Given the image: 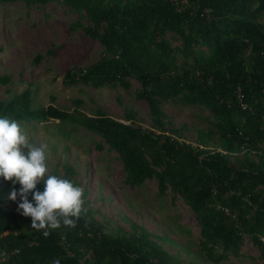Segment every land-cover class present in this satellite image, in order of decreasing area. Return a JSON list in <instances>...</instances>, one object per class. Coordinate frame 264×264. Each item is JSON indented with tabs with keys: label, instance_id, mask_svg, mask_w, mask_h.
Instances as JSON below:
<instances>
[{
	"label": "trees",
	"instance_id": "16d2710c",
	"mask_svg": "<svg viewBox=\"0 0 264 264\" xmlns=\"http://www.w3.org/2000/svg\"><path fill=\"white\" fill-rule=\"evenodd\" d=\"M16 1L25 6L54 2L75 12L70 28L96 41L99 56L84 67L66 69L61 84L127 89L134 79L139 84L135 96L145 101L152 127L116 120L99 109L86 115L52 104L33 108L28 89L0 100V117L20 125L66 121L92 132L99 138L97 149L106 146L117 154L124 184L139 186L153 179L156 195L169 191L172 199L184 202L196 220L206 260L238 257L248 240L264 264V172L249 159L236 167L226 155L245 143L264 141V0L0 3ZM7 81L0 76V82ZM172 100L208 112L220 150L199 157L170 135L160 105ZM60 168L61 173L48 175L77 185L75 170L66 162ZM12 187L5 181L0 188V264H53L57 258L60 264H176L143 230L114 236L103 232L85 205L76 227L62 225L44 237L43 230L31 227L30 217L4 206ZM36 190L44 191L43 181ZM28 199L35 204L31 193ZM24 227L29 231H20Z\"/></svg>",
	"mask_w": 264,
	"mask_h": 264
},
{
	"label": "rangeland",
	"instance_id": "374dc122",
	"mask_svg": "<svg viewBox=\"0 0 264 264\" xmlns=\"http://www.w3.org/2000/svg\"><path fill=\"white\" fill-rule=\"evenodd\" d=\"M75 19V12L54 2L44 6H25L21 1L0 3V76L8 78L0 82V100L28 89L33 108L52 104L86 115H94L99 109L116 120L150 129L146 103L135 96L139 84L134 79L129 80L127 89L61 84L66 69L84 67L99 56L96 41L70 28ZM171 43L177 44L178 40ZM160 109L165 129L179 143L189 144L199 157L220 150V136L209 127L211 117L206 110L178 100L165 101ZM127 114L132 118L128 119ZM21 126L34 144L47 145V174L61 173L60 166L65 162L75 170L84 205L102 225L103 232L114 236L143 230L176 264H262L255 258L257 249L248 240L238 257L217 263L206 260L199 249L196 220L184 202L179 197L172 199L169 191L156 195L153 179L139 186L124 184L117 154L106 146L97 149L99 138L92 132L59 120ZM226 155L236 167L249 159L264 172V141L245 143ZM4 185L0 177V188ZM9 195L5 196L4 206L17 209L19 201L10 200ZM20 231L29 230L24 227ZM85 258L86 255L82 259Z\"/></svg>",
	"mask_w": 264,
	"mask_h": 264
},
{
	"label": "clouds",
	"instance_id": "9594fccd",
	"mask_svg": "<svg viewBox=\"0 0 264 264\" xmlns=\"http://www.w3.org/2000/svg\"><path fill=\"white\" fill-rule=\"evenodd\" d=\"M46 150L47 145L34 144L16 120L0 117V177L13 186L9 199L16 201L19 197L17 211L30 217L31 227L43 230L44 237L62 225L76 227L82 213L87 212L80 186L47 174ZM41 181L43 192L36 190ZM17 183L21 185L19 190L15 188ZM30 193L35 204L28 199ZM53 264H60V260L54 259Z\"/></svg>",
	"mask_w": 264,
	"mask_h": 264
}]
</instances>
